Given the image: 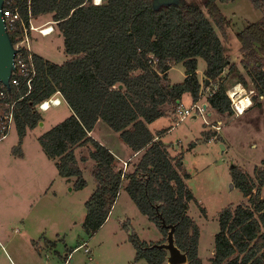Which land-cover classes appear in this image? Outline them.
Wrapping results in <instances>:
<instances>
[{"label":"trees","instance_id":"obj_1","mask_svg":"<svg viewBox=\"0 0 264 264\" xmlns=\"http://www.w3.org/2000/svg\"><path fill=\"white\" fill-rule=\"evenodd\" d=\"M230 1L180 0L157 7L154 0H32L33 18L52 15L71 58L58 64L33 53L37 74L31 89L22 77L19 85L0 83V90L9 93L8 100H17L14 126L20 138L13 152L20 157L24 137L43 122L39 104L61 92L72 114L39 136L42 148L61 176L75 178L78 189L87 185L82 164L93 163L96 189L85 203L83 222L88 235L106 222L122 189L164 234L163 240L153 243L132 233L135 260L169 264L170 251L156 244L167 242L171 226H175V244L187 254V264H203L201 229L188 214L190 202H198L187 183L190 174L182 173V157L172 155L161 139L171 127L153 132L148 124L174 112L186 93L193 102L201 100L207 78L211 84L206 101L220 113H233L228 77L238 78L246 86L248 77L255 91L264 95V0H251L262 17L236 33L239 64L246 74L231 59L220 34L226 37L232 25L220 6ZM22 14L29 25L26 8ZM19 33H10L13 43ZM199 57L206 61L203 81L198 73ZM179 62L185 66V78L173 84L169 71ZM15 77H19L17 73ZM99 119L118 132L135 153L140 152L128 162V170L90 135ZM232 178L248 202L220 211L211 261L264 264V166H256L250 177L234 165Z\"/></svg>","mask_w":264,"mask_h":264},{"label":"rangeland","instance_id":"obj_2","mask_svg":"<svg viewBox=\"0 0 264 264\" xmlns=\"http://www.w3.org/2000/svg\"><path fill=\"white\" fill-rule=\"evenodd\" d=\"M220 6L232 22L227 36L220 32L221 37L231 59L246 74L239 64L241 51L236 33L249 22L259 20L262 11L251 0H233ZM48 18L49 15L34 18L36 26L51 24L54 31L48 35L34 31L31 46L34 53L62 64L71 56L65 53L64 36ZM198 68L204 75L203 81L205 59L198 58ZM169 77L173 84L184 80L183 62L170 69ZM237 79L228 77L227 89L237 83ZM247 79L249 84L245 86L254 89ZM208 85L203 84L205 90L200 102L206 101ZM256 91L253 106L241 115L220 113L210 107L209 124L201 116L181 121L176 111L148 124L153 131L173 127L161 139L172 155L182 157V173L190 174L187 183L198 202H190L188 214L201 229L199 256L203 264H213L220 211L231 204L248 202L241 189L233 184V165L250 177H254L256 166H264V95ZM190 100V94L186 93L183 102L190 105L193 101ZM41 113L43 124L29 130L23 139L21 147L26 153L25 159L13 152L20 138L15 126L0 141V264H64L67 252L71 254L67 264H149L146 259L135 260L131 235L135 233L142 240L157 243L163 240L164 234L140 212L127 192L118 197L110 216L94 235L85 232V203L96 189L93 163L82 164L87 180L84 188H75L74 177L61 176L56 164L44 152L39 136L70 116L72 111L68 103L63 102ZM218 124L220 130L214 127ZM98 131L102 129L99 127ZM48 240L55 244L50 245ZM86 241L91 253L79 247Z\"/></svg>","mask_w":264,"mask_h":264},{"label":"built area","instance_id":"obj_3","mask_svg":"<svg viewBox=\"0 0 264 264\" xmlns=\"http://www.w3.org/2000/svg\"><path fill=\"white\" fill-rule=\"evenodd\" d=\"M101 1L102 0H95L96 3ZM31 4L32 0H4L3 5V18L7 31L9 34L17 33L18 30L20 31L16 36V43H14L18 52L15 57L16 70L13 72L11 82L15 85H19L20 77H22L30 89L32 87V81L37 74L33 57L34 52L31 46L32 33L38 31L42 35H48L45 33L43 26H36L33 23L34 18L32 16ZM24 8H26L29 15V25L26 24L22 14ZM15 73H17L19 77L13 78ZM56 94H61V92L58 91ZM56 94L41 102L39 104V109L46 111L53 106L60 105L62 100L59 97H56ZM227 94L231 99V107L236 115L243 114L254 104L255 89H248L242 82H237L231 85L227 89ZM8 97L9 93L1 89L0 100L2 101V111L0 114V141L8 136L14 126V108L17 100L9 101ZM208 108L210 107L207 101H196L192 102L190 105H186L181 101L176 106L175 111L181 121L187 117L201 116L204 118L205 123L209 124L208 117L211 113L208 112ZM214 127L217 130L221 129L220 124L215 125ZM80 247H83L86 253H91L87 241L82 243Z\"/></svg>","mask_w":264,"mask_h":264},{"label":"water","instance_id":"obj_4","mask_svg":"<svg viewBox=\"0 0 264 264\" xmlns=\"http://www.w3.org/2000/svg\"><path fill=\"white\" fill-rule=\"evenodd\" d=\"M179 2L180 0H154V5L158 7L163 4L169 5ZM3 5L4 0H0V83L6 86H10L11 77L13 75V72L16 70L15 57L18 52V49L14 46L10 34L7 31L3 18ZM206 81L208 84L210 80L207 78ZM119 87L122 88L123 85L120 84ZM41 124H43V122H41ZM222 146L224 148V145ZM163 224L166 225L165 222ZM174 231L175 226H171V229L168 234V241L156 245L161 248L168 249L170 251V256L168 260L171 264H187V254L182 252L180 248H178L175 244Z\"/></svg>","mask_w":264,"mask_h":264},{"label":"crops","instance_id":"obj_5","mask_svg":"<svg viewBox=\"0 0 264 264\" xmlns=\"http://www.w3.org/2000/svg\"><path fill=\"white\" fill-rule=\"evenodd\" d=\"M45 15H49V18L47 19L48 21H52L53 23H55L52 20V15L51 14H45ZM198 73L200 75V78L202 79L204 75L201 73V71L199 70V68H198ZM55 96L56 97H59L62 100V103L61 104H63V102H66V100H65V98L63 97L62 94H56ZM182 101H184V96H183ZM191 101H192V98H191L190 102ZM99 127L102 129V132L98 131V128ZM109 128H110V126L108 124H106L105 121H103L102 119H99L97 121L96 126L94 127V129L90 132V135L93 138H95L96 140H98L100 143H102L103 145H105L107 148H109L114 153V155L116 156V158L118 160V164L120 163L122 165V167H123L124 170H128L130 168L128 162L131 159L132 160L136 159L140 155V152L135 153L131 149V147L127 143H125L123 141V139L120 137V134L118 132H115L112 129L110 131ZM172 128L173 127H171V129ZM96 132L98 134H96ZM153 132H156V131H153ZM20 158H22V159H25L26 158L25 151H23V156L20 157ZM52 162H54V164H55V161L54 160H52ZM123 192H127V191L125 189H122L119 196H121L123 194ZM118 201H119V199H117V201H116V203H115L114 206H116V204H117ZM114 206H113V208H114ZM65 255L67 257H66V260H65L64 264L68 263V260L71 257V254H69V252H67ZM71 262H74V259L73 258H71Z\"/></svg>","mask_w":264,"mask_h":264},{"label":"bare ground","instance_id":"obj_6","mask_svg":"<svg viewBox=\"0 0 264 264\" xmlns=\"http://www.w3.org/2000/svg\"><path fill=\"white\" fill-rule=\"evenodd\" d=\"M43 29H45L46 34H50L54 31V26L51 24H48L45 27H43Z\"/></svg>","mask_w":264,"mask_h":264}]
</instances>
